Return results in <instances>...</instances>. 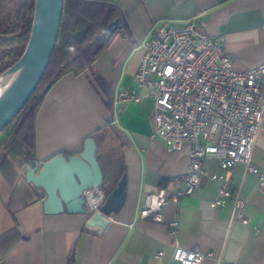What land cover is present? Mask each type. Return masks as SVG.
<instances>
[{
  "label": "crops",
  "instance_id": "0c3cea01",
  "mask_svg": "<svg viewBox=\"0 0 264 264\" xmlns=\"http://www.w3.org/2000/svg\"><path fill=\"white\" fill-rule=\"evenodd\" d=\"M111 1L122 8L130 32H120L91 68L73 69L47 91L36 117V160L27 163L7 150L9 131L0 133V264H70L72 252V264H180L172 260L176 242L210 254L203 264H264V193L242 164L225 172L217 160H205L207 176L192 195L165 207L163 222L139 220L147 190L189 170L191 145L170 151L152 138L154 101L146 90H140V104L119 99L136 86L142 42L163 23L180 28L202 19L206 27L199 30L223 37L236 70L263 63L264 0ZM70 32L71 26L61 43ZM90 137L98 146L105 191L127 176L125 205L104 231L89 228L83 214H46V192L26 180L30 168L57 154L79 157ZM253 162L264 168V109ZM212 174H223L246 200L242 219L233 218L232 203L211 206L217 192ZM174 219L176 235L169 227Z\"/></svg>",
  "mask_w": 264,
  "mask_h": 264
},
{
  "label": "built area",
  "instance_id": "2783aa9c",
  "mask_svg": "<svg viewBox=\"0 0 264 264\" xmlns=\"http://www.w3.org/2000/svg\"><path fill=\"white\" fill-rule=\"evenodd\" d=\"M202 19L183 27L170 23L155 26L151 37L142 42L144 50L135 75L133 90L121 93L123 103L140 104L146 90L154 101L152 138L162 140L170 151L191 145L189 170L167 186L147 190L139 220L164 221V209L178 204L199 187L207 174L203 162L217 160L228 172L242 164L258 178V190L264 193V168L253 162V150L263 121L264 62L244 70H236L227 54L222 36H210ZM209 178L217 183L216 198L211 206L233 205V218L242 219L246 200L229 186L223 174ZM88 216L100 212L106 200L104 188L84 192ZM87 217V216H86ZM112 216L109 217V222ZM87 224V218H86ZM176 235L178 222H169ZM210 254L198 248H184L178 242L172 260L180 264H203ZM158 259L164 252L156 254ZM233 264V263H230Z\"/></svg>",
  "mask_w": 264,
  "mask_h": 264
},
{
  "label": "water",
  "instance_id": "95a60500",
  "mask_svg": "<svg viewBox=\"0 0 264 264\" xmlns=\"http://www.w3.org/2000/svg\"><path fill=\"white\" fill-rule=\"evenodd\" d=\"M63 7L64 0H35L28 45L23 56L12 67H18L20 71L0 99V133L21 111L44 76L59 37ZM118 29V20L109 26L112 33ZM49 89L50 86H47L44 93ZM97 152V143L90 137L85 140L79 157L70 158L60 153L41 166L36 165L28 170L27 182L42 188L47 194L44 201L46 214H83L87 216L89 228L102 231L108 228L109 217L120 213L125 205L127 176L124 174L117 187L107 193L100 212L89 217L84 192L95 187L104 188L105 184Z\"/></svg>",
  "mask_w": 264,
  "mask_h": 264
},
{
  "label": "trees",
  "instance_id": "16d2710c",
  "mask_svg": "<svg viewBox=\"0 0 264 264\" xmlns=\"http://www.w3.org/2000/svg\"><path fill=\"white\" fill-rule=\"evenodd\" d=\"M35 0H0V75L12 68L23 56L31 35ZM71 19V32L61 43L64 16ZM59 37L39 85L17 116L4 128L9 131L7 150L23 161L36 160V117L43 103L47 86H53L73 69L85 70L109 48L120 33H129L122 8L111 0H64ZM116 20L120 29L112 33L109 26ZM110 95V89L98 80ZM1 132V133H2ZM169 181L161 186H167ZM74 262V252L70 264Z\"/></svg>",
  "mask_w": 264,
  "mask_h": 264
},
{
  "label": "bare ground",
  "instance_id": "6f19581e",
  "mask_svg": "<svg viewBox=\"0 0 264 264\" xmlns=\"http://www.w3.org/2000/svg\"><path fill=\"white\" fill-rule=\"evenodd\" d=\"M19 71L20 69L18 67L11 68L7 72L0 75V99L10 88L16 76L18 75Z\"/></svg>",
  "mask_w": 264,
  "mask_h": 264
},
{
  "label": "rangeland",
  "instance_id": "374dc122",
  "mask_svg": "<svg viewBox=\"0 0 264 264\" xmlns=\"http://www.w3.org/2000/svg\"><path fill=\"white\" fill-rule=\"evenodd\" d=\"M70 22H71L70 18L67 15L64 16L63 23H62V30H61V38L64 37V33L66 32V30L68 28H70V26H71ZM7 131H8V129L5 130V132H7Z\"/></svg>",
  "mask_w": 264,
  "mask_h": 264
}]
</instances>
